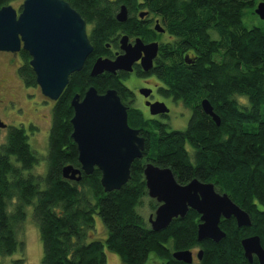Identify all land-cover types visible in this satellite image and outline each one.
<instances>
[{"label": "trees", "instance_id": "trees-1", "mask_svg": "<svg viewBox=\"0 0 264 264\" xmlns=\"http://www.w3.org/2000/svg\"><path fill=\"white\" fill-rule=\"evenodd\" d=\"M16 1L0 0V8ZM67 1L92 25L89 38L94 50L54 102L46 175H24V170L39 162L24 127L11 126L0 145V255L24 248L18 232L27 207L32 205L44 264H107L105 246L124 264H143L151 252L164 264H259L257 257L250 262L245 256L242 240L259 235L264 247V27H246L243 14L247 7L256 8L264 0ZM120 4L163 16L178 36V44L196 46L198 57L188 64L177 47L169 53L163 45L152 69L170 87L169 92L162 89L163 94L171 93L195 111L185 130H168L160 121L129 108V125L146 139L144 156L132 164L126 184L107 192L98 168L89 175L83 172L80 181L65 178L63 168L81 166L72 137L73 96H83L91 85L100 93L115 88L122 99V95H130L115 74H90L95 60L109 55L106 42L122 29L115 17ZM136 35L144 40L152 38L141 25ZM21 56L19 75L27 87H36L30 55L22 50ZM203 97L220 116V125L202 109ZM148 161L170 167L181 184L194 178L213 182L218 192L229 194L250 214L252 225L238 226L234 217L222 218L220 225L226 236L219 242H200V214L190 209L167 228L153 231L139 211L148 195L144 174ZM96 214L108 229L105 241H89L96 231ZM196 247L204 251L199 263L173 257L174 251ZM23 263L24 259L15 262Z\"/></svg>", "mask_w": 264, "mask_h": 264}, {"label": "water", "instance_id": "water-1", "mask_svg": "<svg viewBox=\"0 0 264 264\" xmlns=\"http://www.w3.org/2000/svg\"><path fill=\"white\" fill-rule=\"evenodd\" d=\"M22 10L12 4L0 8V51L30 55V65L36 75L42 93L57 101L69 84L73 73L81 71L94 46L87 32V22L67 0H24ZM256 14L264 20V1L257 4ZM146 12H141L144 15ZM127 7L122 6L118 20L127 19ZM156 28L163 30L157 23ZM122 54L115 59L98 57L90 74L94 77L104 72L119 70L132 72L137 61L144 70L153 67L159 50L158 42L145 43L140 37L128 43V36L121 38ZM145 95L149 92L142 90ZM74 116L72 137L77 144L80 167L73 164L63 168L65 178L80 181L83 172L92 174L96 168L101 173L105 191L120 189L131 178V167L136 159L143 158L146 139L139 129L128 122V107L118 91L109 88L104 93L91 85L81 97L75 94L71 100ZM151 113L168 111L164 103H148ZM206 114L220 125L221 118L211 102L202 101ZM7 125L0 117V128ZM148 195L159 202L155 215L149 217L153 231L167 228L172 220L185 217L190 209L200 214L198 240L221 241L226 236L221 228L222 218L234 217L238 226H251L250 214L227 193L216 190L213 182L192 179L187 184L177 181L170 167H162L148 161L144 167ZM245 256L250 262L257 257L264 264V247L259 235L242 240ZM203 250L197 253L202 259ZM173 257L186 263L194 262L192 250H177Z\"/></svg>", "mask_w": 264, "mask_h": 264}, {"label": "rangeland", "instance_id": "rangeland-1", "mask_svg": "<svg viewBox=\"0 0 264 264\" xmlns=\"http://www.w3.org/2000/svg\"><path fill=\"white\" fill-rule=\"evenodd\" d=\"M24 0H17L12 5L20 10ZM257 7V6H256ZM244 25L248 28L253 26L264 27V20L255 12V8L247 7L243 14ZM23 64L21 51L17 54L9 51H0V117L6 123L5 128H0V145L7 139L11 126L24 127L29 135V142L36 152L39 162L31 169L24 170V175L30 173L35 175H46L48 170L49 153V133L53 122L54 101L46 97L40 86L27 87L19 75V67ZM158 79V78H157ZM129 86V79L125 81ZM133 88L140 84L130 85ZM142 106V105H140ZM149 116L148 114H146ZM190 116V110L183 106H174L170 118L166 120L169 129L186 128V121ZM13 161L15 158L12 157ZM159 202L145 196L139 207L145 219L149 222V217L155 215ZM13 207H9L12 211ZM96 231L89 237V241L108 237V229L101 216L95 215ZM18 238L24 242V248H19L11 255H0V264H15L17 260L24 259L23 264H44V248L41 240L40 229L34 219V208L27 207V216L22 224V230L18 232ZM200 247L194 248V262L199 263L197 252ZM107 256V264H124L121 257L104 248ZM143 264H164V260L151 252Z\"/></svg>", "mask_w": 264, "mask_h": 264}, {"label": "flooded vegetation", "instance_id": "flooded-vegetation-1", "mask_svg": "<svg viewBox=\"0 0 264 264\" xmlns=\"http://www.w3.org/2000/svg\"><path fill=\"white\" fill-rule=\"evenodd\" d=\"M122 6L123 4H120L119 9L115 13V17L117 20H118L117 18L118 13L120 12ZM21 10L22 8L20 7V11ZM141 12H146V13L144 15H141ZM127 14L128 16L125 21L118 20L122 29L116 32L115 37L112 40L106 42L105 44L106 50L109 52L108 53L109 55L106 54L105 56L102 57L115 59L117 55L122 54L123 50L121 49V38L126 35L128 36V43L134 44L137 38L139 37L141 38V36L136 35V33L138 32V28L141 25L145 30H148V32L152 36V38H150L149 40H144L143 38L141 39L145 43H150V42L159 43V50L157 56L154 58L153 67L157 65V58L159 57L160 49L163 45H166V47L170 51L169 53L175 51L174 47H177L178 51L181 52V55L184 56L188 64L195 63V60L198 57L196 46L191 45L188 48H185L182 47L183 43L181 45L178 44V40H177L178 36L172 33V31L169 29L167 25L166 19H164L163 16L157 15L155 13L150 12L149 10H144V9L136 11L135 7H132L130 9L127 8ZM128 23L130 26L127 25ZM157 23L161 25L163 30H158L156 28ZM123 26L125 27L124 29ZM91 31H92V25L87 22V32L89 36ZM153 67L150 70L146 71L143 69L141 65V61L139 60L134 64L132 72L119 70L117 71V73H115V76L119 77L118 79L120 83L124 85V87L128 89V91L130 92V95L128 96L122 95L123 97V99L121 98L122 102L128 107V109L134 107L140 110L141 112H143L146 117L160 121L163 125L166 126L168 130H185L188 127L194 115V111H195L194 108L192 106L187 105L182 99H176L171 93L163 94L161 90L164 89V91L167 90L169 92L170 87L166 86L164 82L157 77V75L152 71ZM127 79H129L130 85H133V83H135V84H140V86L136 88H133L130 85L128 86L125 83ZM143 89L147 90L149 92V95L146 96L145 92L142 91ZM83 96L81 95V97ZM204 99L206 98L203 97L200 100L201 107H202V101ZM155 102L164 103L165 107L168 108V111L160 112L158 114H152L151 106L148 105V103H155ZM175 105L178 107L183 106L185 109L190 110V116L186 121L185 129L183 128L169 129L166 120L162 121V119L164 118L171 117L172 110ZM146 114H148L149 116H147ZM201 249L202 248H200L199 250Z\"/></svg>", "mask_w": 264, "mask_h": 264}]
</instances>
